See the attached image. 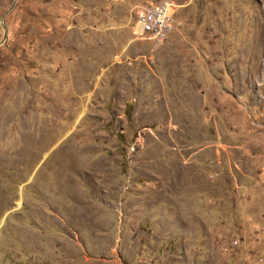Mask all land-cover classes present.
Segmentation results:
<instances>
[{
	"label": "rangeland",
	"instance_id": "rangeland-1",
	"mask_svg": "<svg viewBox=\"0 0 264 264\" xmlns=\"http://www.w3.org/2000/svg\"><path fill=\"white\" fill-rule=\"evenodd\" d=\"M148 1L0 0V264H264V0Z\"/></svg>",
	"mask_w": 264,
	"mask_h": 264
},
{
	"label": "built area",
	"instance_id": "built-area-1",
	"mask_svg": "<svg viewBox=\"0 0 264 264\" xmlns=\"http://www.w3.org/2000/svg\"><path fill=\"white\" fill-rule=\"evenodd\" d=\"M175 6L172 0H150L142 5L134 29L137 38L161 44L175 27Z\"/></svg>",
	"mask_w": 264,
	"mask_h": 264
},
{
	"label": "water",
	"instance_id": "water-1",
	"mask_svg": "<svg viewBox=\"0 0 264 264\" xmlns=\"http://www.w3.org/2000/svg\"><path fill=\"white\" fill-rule=\"evenodd\" d=\"M3 29H4V38L6 37V30H5V27L3 26Z\"/></svg>",
	"mask_w": 264,
	"mask_h": 264
}]
</instances>
